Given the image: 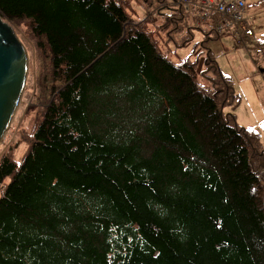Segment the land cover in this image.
Segmentation results:
<instances>
[{
	"label": "trees",
	"instance_id": "16d2710c",
	"mask_svg": "<svg viewBox=\"0 0 264 264\" xmlns=\"http://www.w3.org/2000/svg\"><path fill=\"white\" fill-rule=\"evenodd\" d=\"M132 1L0 0L35 80L33 128L0 155V264H264L260 132L225 112L240 97L210 50L172 59L196 17Z\"/></svg>",
	"mask_w": 264,
	"mask_h": 264
},
{
	"label": "rangeland",
	"instance_id": "374dc122",
	"mask_svg": "<svg viewBox=\"0 0 264 264\" xmlns=\"http://www.w3.org/2000/svg\"><path fill=\"white\" fill-rule=\"evenodd\" d=\"M250 1L247 4V10L252 14L248 20L249 25L253 29L251 40H245L244 43L232 34L217 37L215 32H212L207 39L203 31L209 32L211 30L210 23L207 21L202 23L200 27H196L195 22L190 21L189 24L193 26L190 32L193 37L184 46L175 49V52L172 53V59L178 61L179 59L196 58L198 68L201 69L204 65L206 52L210 50L223 74L230 78L235 93L240 97L238 105L233 109L227 107L225 112H233L240 126L260 132L261 143L264 147V71H262L264 70V56L254 49L256 42L264 41V4L259 3L257 0ZM132 8L134 17L138 21L146 19L148 14L155 9V7H151L148 10L137 0L132 1ZM153 19L156 20L158 25L164 22L159 16ZM183 25L181 27L186 32V28ZM12 26L27 52L28 70L21 100L5 135L0 141V155L9 144L15 142L19 129L32 130L34 124L35 108L33 95L35 93V80L33 46L21 29L13 24ZM171 35L172 42L177 43L180 41V34L172 32ZM170 47L174 49V43H170ZM25 149L26 147L23 145L16 151L15 157L17 160L21 159Z\"/></svg>",
	"mask_w": 264,
	"mask_h": 264
},
{
	"label": "water",
	"instance_id": "95a60500",
	"mask_svg": "<svg viewBox=\"0 0 264 264\" xmlns=\"http://www.w3.org/2000/svg\"><path fill=\"white\" fill-rule=\"evenodd\" d=\"M27 70V52L12 24L0 15V141L21 100Z\"/></svg>",
	"mask_w": 264,
	"mask_h": 264
},
{
	"label": "built area",
	"instance_id": "2783aa9c",
	"mask_svg": "<svg viewBox=\"0 0 264 264\" xmlns=\"http://www.w3.org/2000/svg\"><path fill=\"white\" fill-rule=\"evenodd\" d=\"M250 0H173L172 6L182 7L186 12L196 17V23L209 22L217 15L220 21L215 26L218 35L233 34L240 41L242 36L252 37L253 29L249 25L250 17L247 14V4ZM152 19L155 12L151 13Z\"/></svg>",
	"mask_w": 264,
	"mask_h": 264
},
{
	"label": "crops",
	"instance_id": "0c3cea01",
	"mask_svg": "<svg viewBox=\"0 0 264 264\" xmlns=\"http://www.w3.org/2000/svg\"><path fill=\"white\" fill-rule=\"evenodd\" d=\"M257 1L260 3L261 0H257ZM250 2H251V1H250ZM247 14H248L249 17L252 16V14H250V13L248 12V10H247Z\"/></svg>",
	"mask_w": 264,
	"mask_h": 264
}]
</instances>
